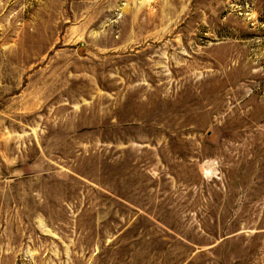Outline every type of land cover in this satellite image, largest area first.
Masks as SVG:
<instances>
[{
  "label": "rangeland",
  "instance_id": "1",
  "mask_svg": "<svg viewBox=\"0 0 264 264\" xmlns=\"http://www.w3.org/2000/svg\"><path fill=\"white\" fill-rule=\"evenodd\" d=\"M0 264H264V0H0Z\"/></svg>",
  "mask_w": 264,
  "mask_h": 264
}]
</instances>
